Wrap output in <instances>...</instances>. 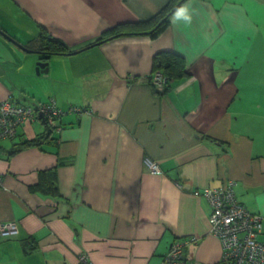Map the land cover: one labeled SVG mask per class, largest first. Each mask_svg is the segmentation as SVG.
<instances>
[{"label":"crops","instance_id":"0c3cea01","mask_svg":"<svg viewBox=\"0 0 264 264\" xmlns=\"http://www.w3.org/2000/svg\"><path fill=\"white\" fill-rule=\"evenodd\" d=\"M166 2L0 0V104L65 111L45 151L7 157L44 130L37 120L0 140V223L18 227L0 236V264H162L185 241L188 264H218L203 190L228 179L264 218V0H185L154 39L91 44ZM42 29L76 52L52 55L37 74L30 46ZM160 51L182 56L188 74L165 92L149 80ZM55 167L59 196L30 190Z\"/></svg>","mask_w":264,"mask_h":264},{"label":"built area","instance_id":"2783aa9c","mask_svg":"<svg viewBox=\"0 0 264 264\" xmlns=\"http://www.w3.org/2000/svg\"><path fill=\"white\" fill-rule=\"evenodd\" d=\"M165 78L159 72L152 75V83L161 88ZM38 112L44 115V120L54 126V118L61 111L54 102L42 103ZM40 110V111H39ZM36 110L4 101L0 104V140L13 138L19 125L34 119ZM68 111L80 112L78 107H70ZM148 169L160 173L156 164L146 160ZM234 180L228 179L222 185L207 188L203 196L211 206L209 215L210 232L221 242L222 251L218 264H264V243L257 236L262 230L263 217L247 211L240 205L234 194ZM18 227L14 222L0 223V236L17 234ZM194 242V239H190ZM183 243L173 244L164 256L162 264H188L181 259Z\"/></svg>","mask_w":264,"mask_h":264},{"label":"trees","instance_id":"16d2710c","mask_svg":"<svg viewBox=\"0 0 264 264\" xmlns=\"http://www.w3.org/2000/svg\"><path fill=\"white\" fill-rule=\"evenodd\" d=\"M184 1L185 0H167V2L163 4L156 11V13L148 19L139 20L137 22H125L112 26L105 30L103 33H101L99 36H97L91 44L98 45L123 35H145L149 38L154 39L158 37L169 26L171 16L175 11L179 9V7L184 3ZM30 48L34 49L33 51H36L38 53L37 64L48 62V59L52 55H70L76 52L72 50L63 40L53 37L44 29L40 31L37 36L36 42H34L33 45L30 46ZM154 72H159L165 78V81L163 82L161 88L156 87L152 83V75ZM187 76L188 74L185 66V61L182 56L174 53L173 51H160L155 53L153 57L152 73L149 76V80L153 84L154 88H157L159 92L167 91L173 82L179 81ZM9 101L21 106L31 107L34 110H37L39 108L37 103L32 106H29L28 104L24 105L21 104V102L14 101L12 99H10ZM57 108L60 109L59 107ZM60 110L63 112H60L58 116L54 118L55 120L56 118H60L61 116H63V114L65 113L64 110ZM80 110V112L83 111L81 108ZM67 112L74 111L67 110ZM36 120L42 123L44 130L35 137L22 139L18 142L13 143L12 147L7 152V157H10L24 149L32 147L39 148L40 150L45 151L47 146H50L55 143L53 142L55 139L53 136L54 126L52 124H48L43 119H38L37 117L28 122H33ZM23 125H19L16 128V132L17 129ZM38 177V182L35 185L31 186V191L40 192L44 195H48L51 197L59 196L57 188V167L40 172ZM237 202L247 210V208L242 203H240L239 201ZM258 237L259 234L257 238ZM181 253L182 258H180L179 260H185L183 248L181 249Z\"/></svg>","mask_w":264,"mask_h":264},{"label":"rangeland","instance_id":"374dc122","mask_svg":"<svg viewBox=\"0 0 264 264\" xmlns=\"http://www.w3.org/2000/svg\"><path fill=\"white\" fill-rule=\"evenodd\" d=\"M43 103H45V102H43ZM27 104H30V102L28 101ZM40 104H42V103H38V106H39ZM36 111H37V110H36ZM39 111H40V110H39ZM39 114H41V117H42V119L44 120V118H43L44 115H42V113H40V112H38V111H37V113H36V117H37L38 119H40V118H39V116H40ZM146 160H150V161L154 162V163L156 164V166H157V163H156L155 161L151 160L150 158H145V159H144V164H145V161H146ZM145 167L148 169V167H147L146 164H145ZM157 167H158V166H157ZM158 169H159V168H158ZM148 170H149V169H148ZM159 170H160V169H159ZM149 172H151V173H153V174H160V173H161V171H160V173H154V172H152V171H150V170H149ZM205 189H207V188H205ZM205 189H204V190H205ZM204 190H203V191H204ZM233 190H234V187H233ZM234 194H235V192H234ZM235 198H236V195H235ZM236 200H237V198H236ZM237 201H238V200H237ZM190 239H191V238H190ZM190 239H189V240H190ZM195 241H196V240H195ZM219 242H220V241H219ZM220 246H221V242H220ZM221 251H222V246H221ZM220 255H221V254H220Z\"/></svg>","mask_w":264,"mask_h":264},{"label":"water","instance_id":"95a60500","mask_svg":"<svg viewBox=\"0 0 264 264\" xmlns=\"http://www.w3.org/2000/svg\"><path fill=\"white\" fill-rule=\"evenodd\" d=\"M84 49H87V47H85ZM79 51L80 50H78V52ZM47 70H48V68H47V62H45V63H38L37 64V67H36V73L37 74H40V73L46 74L47 73ZM39 115H40L39 118L42 119L41 114H39Z\"/></svg>","mask_w":264,"mask_h":264}]
</instances>
